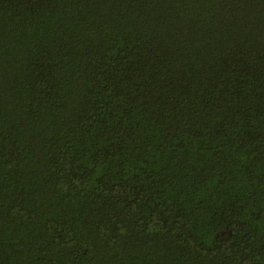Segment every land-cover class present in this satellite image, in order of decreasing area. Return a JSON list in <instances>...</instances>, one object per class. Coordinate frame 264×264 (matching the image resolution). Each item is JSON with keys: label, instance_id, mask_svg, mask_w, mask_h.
Listing matches in <instances>:
<instances>
[{"label": "trees", "instance_id": "16d2710c", "mask_svg": "<svg viewBox=\"0 0 264 264\" xmlns=\"http://www.w3.org/2000/svg\"><path fill=\"white\" fill-rule=\"evenodd\" d=\"M0 264H264V0H0Z\"/></svg>", "mask_w": 264, "mask_h": 264}]
</instances>
